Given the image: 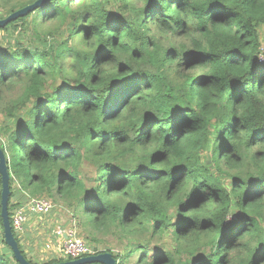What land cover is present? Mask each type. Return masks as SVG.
I'll return each instance as SVG.
<instances>
[{
  "label": "trees",
  "instance_id": "trees-1",
  "mask_svg": "<svg viewBox=\"0 0 264 264\" xmlns=\"http://www.w3.org/2000/svg\"><path fill=\"white\" fill-rule=\"evenodd\" d=\"M263 27L264 0H50L1 27L10 221L46 194L94 254L264 264Z\"/></svg>",
  "mask_w": 264,
  "mask_h": 264
},
{
  "label": "rangeland",
  "instance_id": "rangeland-1",
  "mask_svg": "<svg viewBox=\"0 0 264 264\" xmlns=\"http://www.w3.org/2000/svg\"><path fill=\"white\" fill-rule=\"evenodd\" d=\"M8 9V5H3V0H0V15L4 14L6 10ZM19 30H13L11 29L9 31V35L7 36L11 41L17 39L19 36V33L22 31ZM3 33L0 32V36H2ZM261 42H262V52H264V27L262 28V33H261ZM3 44H7L5 40H3ZM4 100V99H3ZM6 122L5 117L0 114V126ZM5 135L2 131H0V140L4 141ZM14 190V186H12ZM40 196H45L46 198H49L46 194L40 195ZM53 199L54 203V208L53 211L51 212L50 215H47L45 219H39L38 215H31L29 216V221L32 224L33 228H37L36 231L30 232V237L28 238L29 244H31L33 248V254L39 258L40 260L37 261H47L52 258H64V256H60L58 254V249H61L62 247V237L60 236V230H56L57 228L61 227L62 230L68 229L69 227L73 226L72 223L70 222V214L67 210L62 209V206L64 203L61 200H56L55 198ZM63 204V205H62ZM74 226L77 228V225L74 224ZM61 230V232H62ZM78 236L82 238V235L79 233L78 228H77ZM19 240V244L22 247V243L20 238H23V235L17 236ZM0 239H1V234H0ZM26 240V239H25ZM113 242H108L107 247H109ZM1 245V243H0ZM5 246V245H4ZM7 250L9 251L8 247L5 246ZM3 250L0 247V252ZM50 252H49V251ZM53 252V253H51ZM125 252H126V247L123 245L121 252V255H116L119 259L118 264H128L125 262ZM118 254V252H116ZM27 258L30 259V256L25 255Z\"/></svg>",
  "mask_w": 264,
  "mask_h": 264
},
{
  "label": "water",
  "instance_id": "water-1",
  "mask_svg": "<svg viewBox=\"0 0 264 264\" xmlns=\"http://www.w3.org/2000/svg\"><path fill=\"white\" fill-rule=\"evenodd\" d=\"M50 0H34L33 2L9 13L4 18L0 19V28L5 26L8 22L13 21L21 16L34 11L41 5L47 3ZM0 178H1V191H0V217L2 219V234L4 243L10 247L14 260L18 264H32L25 256L22 254L18 241L13 233L9 213H8V200L10 196L9 179L10 174L8 170L7 160L0 148ZM117 264V260L113 255L106 251L97 254H89L81 256L77 259L64 260L61 262H54L52 264Z\"/></svg>",
  "mask_w": 264,
  "mask_h": 264
},
{
  "label": "built area",
  "instance_id": "built-area-1",
  "mask_svg": "<svg viewBox=\"0 0 264 264\" xmlns=\"http://www.w3.org/2000/svg\"><path fill=\"white\" fill-rule=\"evenodd\" d=\"M263 51V50H261ZM260 60L264 62V52L259 55ZM23 200L17 203L11 216V227L18 235L25 232V225L29 222V216L38 215L39 219H45L50 215L54 208L53 200L45 196H31L23 192ZM73 226L66 231V237L62 242L61 249H58V254L64 256L66 260L77 259L89 253H93L86 242L78 236L75 222L71 219Z\"/></svg>",
  "mask_w": 264,
  "mask_h": 264
},
{
  "label": "crops",
  "instance_id": "crops-1",
  "mask_svg": "<svg viewBox=\"0 0 264 264\" xmlns=\"http://www.w3.org/2000/svg\"><path fill=\"white\" fill-rule=\"evenodd\" d=\"M70 222H71V219H70ZM59 229H61L62 230V228L61 227H59V228H57L56 230L58 231ZM37 230V228L35 227V228H33L32 227V224H31V222L29 221L26 225H25V232L22 234L23 235V238L21 239L20 238V240H21V243H22V248H23V250H24V252L28 255V256H30V259L33 261V262H43V261H37V260H40L39 258H37L34 254H33V248H32V246H31V244H29V242H28V238L30 237V232H34V231H36ZM61 230H60V236L63 238L62 239V241L65 239V237H66V231H67V229H64V230H62V232H61ZM21 235V236H22ZM26 239V240H25ZM0 243H1V241H0ZM62 243V242H61ZM0 247L1 248H4V246L1 244L0 245ZM49 251V250H48ZM50 252V251H49ZM56 252H58V251H56ZM51 253H53V252H51ZM45 261V260H44Z\"/></svg>",
  "mask_w": 264,
  "mask_h": 264
}]
</instances>
